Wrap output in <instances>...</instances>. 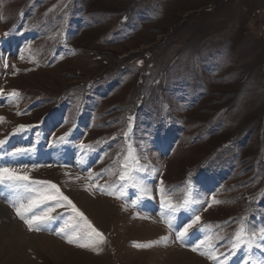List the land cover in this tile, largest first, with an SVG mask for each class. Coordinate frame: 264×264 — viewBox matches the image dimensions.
I'll return each mask as SVG.
<instances>
[{
  "label": "rangeland",
  "instance_id": "obj_1",
  "mask_svg": "<svg viewBox=\"0 0 264 264\" xmlns=\"http://www.w3.org/2000/svg\"><path fill=\"white\" fill-rule=\"evenodd\" d=\"M0 90V166L55 184L105 238L69 244L67 201L30 231L5 182L23 231L0 264H264L259 238L232 247L264 227V0H0ZM132 169L149 191L121 196Z\"/></svg>",
  "mask_w": 264,
  "mask_h": 264
},
{
  "label": "snow or ice",
  "instance_id": "obj_2",
  "mask_svg": "<svg viewBox=\"0 0 264 264\" xmlns=\"http://www.w3.org/2000/svg\"><path fill=\"white\" fill-rule=\"evenodd\" d=\"M2 92V90H0ZM12 96H17L18 93L13 90L11 93ZM3 118H0V121H2ZM26 125H19L16 129V131H23L27 128ZM67 135V134H65ZM61 141L65 139V136H62L59 138ZM6 143V140H0V146ZM83 147V146H82ZM23 149H16L15 152L12 153L13 156L20 154L23 152ZM138 162V160H137ZM24 167H27L26 165ZM127 167V166H125ZM135 171V169H132L131 171L125 170L122 171L119 179L120 181H123L124 183L120 185V195H124L123 189L127 188L129 186V182L131 183L132 187L137 188L140 192L147 193L149 191L147 185L137 182L135 176L132 174ZM91 178V176H90ZM30 181V178L27 174L20 175L17 173V170L12 167L7 166H0V184H4L5 182L8 183V185L13 189L14 194L16 195L17 199L16 202L13 203L14 210L16 212V215L24 221V223L28 226V229L30 231H41L43 230L47 222L54 219V217L51 215V212L53 209L51 208H43L41 209V205L46 204L48 201H56L57 207L63 206L62 202L67 201L68 206L71 207L72 211L80 218L81 221H83L82 224L78 223L77 228L74 230L73 234L71 236L65 235V239L69 244L76 243L79 247L82 248H90L97 244L104 242V236L103 233L99 232L92 223L88 220V218L84 215L83 212H81L76 205L67 197L64 196L62 192H60L59 188L49 182V181ZM161 184L163 182L161 181ZM48 186V187H44ZM101 191H105L104 188H100L99 186H96ZM23 189V191H21ZM160 192L161 195V201L162 206L167 207L171 209V211L175 212L178 210V207H184L186 206L189 201L185 200L183 205L177 206L173 202H165L164 196H163V188L161 187ZM109 195H112V192H108ZM119 198V197H118ZM133 205L136 204V201H132ZM200 221L199 216H195L194 219H192L189 223L185 224L176 234V238L178 240H183L188 233L189 230L193 228V226ZM67 225L61 227L59 230H57L56 234L59 235L61 233L65 232V228ZM169 227H171V224L169 223ZM259 238L260 240L264 241V227H261L258 229V236L257 232H249L246 227L242 224L240 228L234 233L233 239H232V247L233 249L239 248L241 246H251L254 244ZM166 239V238H165ZM200 244H204V241L201 240L199 242ZM137 247H152L153 243L149 242L144 245H136ZM212 251L208 255V258L210 260H217V256L214 254L215 249L212 248V246H209ZM193 251H196L197 248L194 247L192 249ZM204 254L203 252L201 253Z\"/></svg>",
  "mask_w": 264,
  "mask_h": 264
},
{
  "label": "bare ground",
  "instance_id": "obj_3",
  "mask_svg": "<svg viewBox=\"0 0 264 264\" xmlns=\"http://www.w3.org/2000/svg\"><path fill=\"white\" fill-rule=\"evenodd\" d=\"M18 222V221H17ZM11 225L15 226V228L18 229V232H16L15 230H13V228L11 229ZM23 228L19 225V224H15V222H13L12 217H11V213L9 212V210L0 202V248H2V246H4L5 244H8V240L12 238H15L18 236L19 231H23ZM25 231V230H24ZM8 233L10 234V237L8 235ZM32 236V235H31ZM36 240L35 241H39L40 243L43 244V240L44 241H50L51 243V239H49V237L44 236V235H36ZM32 239V238H31ZM31 241V240H30ZM34 241V240H33ZM54 241V240H53ZM10 242V241H9ZM38 242V243H39ZM31 243V242H30ZM49 243V244H50ZM60 243V242H59ZM10 245V244H9ZM26 257V256H25ZM194 259V257H191Z\"/></svg>",
  "mask_w": 264,
  "mask_h": 264
}]
</instances>
